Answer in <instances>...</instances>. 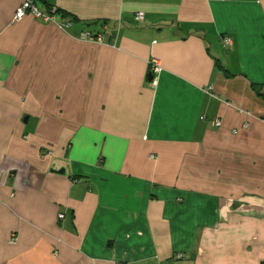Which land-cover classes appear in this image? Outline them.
<instances>
[{"label":"crops","instance_id":"obj_1","mask_svg":"<svg viewBox=\"0 0 264 264\" xmlns=\"http://www.w3.org/2000/svg\"><path fill=\"white\" fill-rule=\"evenodd\" d=\"M23 1L0 0V264L263 263L264 0Z\"/></svg>","mask_w":264,"mask_h":264},{"label":"built area","instance_id":"obj_2","mask_svg":"<svg viewBox=\"0 0 264 264\" xmlns=\"http://www.w3.org/2000/svg\"><path fill=\"white\" fill-rule=\"evenodd\" d=\"M26 14H30L32 16H34L35 18H40L43 19L45 21H51L53 20L54 14H55V9H51L49 13H42L34 4V2L32 0H24L23 3L20 5V7L16 10L15 15H14V20L15 21H19L21 20ZM142 13H138L136 15V19L137 20H141L142 19ZM70 23H67L66 25H63V28H67L70 27ZM62 27V26H61ZM79 40L83 41V42H91V43H98V44H102L103 43V37L100 34H94L92 32L89 31H83L79 34ZM225 43H229V39L225 38L224 39ZM149 67L152 73L157 74L161 68H160V64L159 61L152 57L149 61ZM215 127L220 126V122L219 121H215L214 123ZM64 216L62 214H58V219H63ZM178 258H180V256H178Z\"/></svg>","mask_w":264,"mask_h":264},{"label":"water","instance_id":"obj_3","mask_svg":"<svg viewBox=\"0 0 264 264\" xmlns=\"http://www.w3.org/2000/svg\"><path fill=\"white\" fill-rule=\"evenodd\" d=\"M149 77L151 78V74H149ZM53 173H57V174H63V170H60V171H52Z\"/></svg>","mask_w":264,"mask_h":264},{"label":"trees","instance_id":"obj_4","mask_svg":"<svg viewBox=\"0 0 264 264\" xmlns=\"http://www.w3.org/2000/svg\"><path fill=\"white\" fill-rule=\"evenodd\" d=\"M56 12H57V10H56ZM261 264H264V262H263V263H261Z\"/></svg>","mask_w":264,"mask_h":264}]
</instances>
